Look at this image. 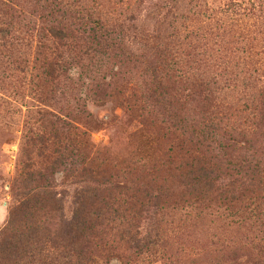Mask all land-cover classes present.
Listing matches in <instances>:
<instances>
[{"label":"rangeland","instance_id":"374dc122","mask_svg":"<svg viewBox=\"0 0 264 264\" xmlns=\"http://www.w3.org/2000/svg\"><path fill=\"white\" fill-rule=\"evenodd\" d=\"M255 156L264 163V0H0V244L38 189L64 212L36 221L59 230L86 170L117 206L77 245L85 264H254L264 227L239 210L264 180L243 198L231 167ZM196 164L222 166L219 192H195ZM144 192L162 204L146 207ZM134 235L164 247L140 254Z\"/></svg>","mask_w":264,"mask_h":264},{"label":"trees","instance_id":"16d2710c","mask_svg":"<svg viewBox=\"0 0 264 264\" xmlns=\"http://www.w3.org/2000/svg\"><path fill=\"white\" fill-rule=\"evenodd\" d=\"M95 33L101 32L93 29ZM99 35V34H98ZM100 36V37H99ZM98 37L105 41L101 35ZM97 38V37H96ZM101 43V44H102ZM211 129L215 131V128H205V130H196L194 127H190L189 131L196 137L203 136V139H211L214 133H209L207 130ZM251 148V147H250ZM202 161L199 159L197 164ZM196 164V165H197ZM264 163L259 157H253L251 160L240 159L236 160L235 164L232 165L231 169L237 173L239 180H245L246 183L239 185L241 188V195L243 198L252 199L255 190L262 186L264 180ZM222 169V166L211 165L210 167H202L200 164L197 166H190L187 172V176L191 178L195 192L201 194L202 192L214 194L218 186L216 185L215 175ZM100 174L95 172H88L83 170L80 177V183L83 184V188L77 197V209L75 210L71 219H65L60 216V222L56 223L59 225V230L53 232L45 226L41 225L40 221H36V213L44 212L47 208L52 213H60L63 215V204L57 198L54 197L53 192L49 190L39 191L35 193H28L29 199L20 205L17 210H13L10 215L9 224L6 227L0 244V264H85V257L83 253L78 252L77 245L82 241L83 238L92 236L94 232L88 234L87 232L93 231L95 227L94 223L102 222L106 219L105 209L107 210L110 206L113 210L116 208V198L113 195L112 189L108 187L100 188V182L98 181ZM31 180L33 179L30 178ZM233 179H235L233 177ZM32 182V181H31ZM237 183H241L237 180ZM91 184H94L93 186ZM248 184V188L245 187ZM98 186V187H97ZM41 188V187H39ZM224 190V189H223ZM222 190V191H223ZM231 194L235 201V189H230ZM230 191L223 192L221 197H229ZM112 193V194H111ZM143 201L146 207L152 203L162 204V197L156 196L150 192H144ZM138 194L140 195L139 191ZM54 203V205L52 204ZM132 205V204H131ZM115 206V207H114ZM109 208V209H110ZM233 208L234 205H233ZM144 206L141 204V210ZM241 213H246L250 216L245 217V221L255 224L257 227H264V197L258 196L257 201L254 205L247 204L241 207L239 210ZM116 212V211H115ZM108 213V212H107ZM138 213L137 215H139ZM118 211L116 216H118ZM34 218V219H33ZM27 220L28 223L21 227L23 220ZM132 221V217H131ZM108 226H111L108 223ZM22 228L23 231L20 230ZM135 239L131 236L134 242V247L142 254L143 250L153 247L155 250L159 249V246L164 247L159 240H153V243H147L142 245V241H139L134 235ZM254 240H257L254 239ZM133 248V247H132ZM160 250V249H159ZM256 262L254 264H264L263 259L253 257Z\"/></svg>","mask_w":264,"mask_h":264}]
</instances>
